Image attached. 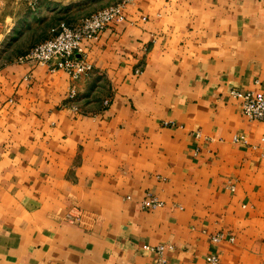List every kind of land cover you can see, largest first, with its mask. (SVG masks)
<instances>
[{
    "label": "crops",
    "instance_id": "crops-1",
    "mask_svg": "<svg viewBox=\"0 0 264 264\" xmlns=\"http://www.w3.org/2000/svg\"><path fill=\"white\" fill-rule=\"evenodd\" d=\"M104 1L0 0V264H264V0H136L75 82L19 62Z\"/></svg>",
    "mask_w": 264,
    "mask_h": 264
},
{
    "label": "built area",
    "instance_id": "built-area-1",
    "mask_svg": "<svg viewBox=\"0 0 264 264\" xmlns=\"http://www.w3.org/2000/svg\"><path fill=\"white\" fill-rule=\"evenodd\" d=\"M136 0H122L111 5L76 24L61 22L53 30V37L30 50L19 58L20 63H34L47 67L50 72L63 71L73 82L88 77L94 71L93 65L87 58L85 43L99 40L102 33L116 22H124L127 18L126 10ZM77 96L75 88L70 90L69 98L74 100ZM231 97L239 101L241 111L251 121L264 123V96L251 91L233 90ZM235 143L248 144L245 137H236ZM234 190V188H233ZM130 199V198H129ZM142 208L153 212L165 207V203L151 193H147L142 200ZM225 240L223 234L215 236L212 241L221 243ZM234 239L231 238V242ZM171 249V248H170ZM159 256L160 264H167L164 255L166 247L149 248ZM210 264H219L216 256L208 258Z\"/></svg>",
    "mask_w": 264,
    "mask_h": 264
},
{
    "label": "rangeland",
    "instance_id": "rangeland-1",
    "mask_svg": "<svg viewBox=\"0 0 264 264\" xmlns=\"http://www.w3.org/2000/svg\"><path fill=\"white\" fill-rule=\"evenodd\" d=\"M108 5H110L109 3H107V1L103 3V7L106 8ZM101 11V10H100ZM99 12V11H98ZM97 13V12H96ZM82 21V20H81ZM74 24V23H73ZM76 24V23H75ZM1 36V35H0Z\"/></svg>",
    "mask_w": 264,
    "mask_h": 264
}]
</instances>
